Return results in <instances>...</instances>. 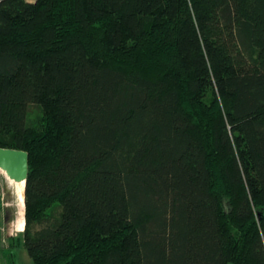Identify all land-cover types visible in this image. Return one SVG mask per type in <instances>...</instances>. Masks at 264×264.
<instances>
[{
	"label": "trees",
	"instance_id": "trees-1",
	"mask_svg": "<svg viewBox=\"0 0 264 264\" xmlns=\"http://www.w3.org/2000/svg\"><path fill=\"white\" fill-rule=\"evenodd\" d=\"M0 147L12 263L264 264V0H0Z\"/></svg>",
	"mask_w": 264,
	"mask_h": 264
},
{
	"label": "rangeland",
	"instance_id": "rangeland-1",
	"mask_svg": "<svg viewBox=\"0 0 264 264\" xmlns=\"http://www.w3.org/2000/svg\"><path fill=\"white\" fill-rule=\"evenodd\" d=\"M32 109L36 108L32 107ZM9 179L7 173L0 169V202L3 207L0 213V264H32L31 258L24 249V246L20 243L18 247L13 250L15 263H12V257L10 259L7 254V249L11 247V241L22 236L23 211L20 212V210L24 202L25 193H23L25 181H16L14 192V187H12ZM6 209H8L11 214V220L8 222H5L2 217ZM3 250H5V252Z\"/></svg>",
	"mask_w": 264,
	"mask_h": 264
},
{
	"label": "water",
	"instance_id": "water-1",
	"mask_svg": "<svg viewBox=\"0 0 264 264\" xmlns=\"http://www.w3.org/2000/svg\"><path fill=\"white\" fill-rule=\"evenodd\" d=\"M0 169L5 171L10 179L26 183L29 173V153L25 150L0 147Z\"/></svg>",
	"mask_w": 264,
	"mask_h": 264
},
{
	"label": "flooded vegetation",
	"instance_id": "flooded-vegetation-1",
	"mask_svg": "<svg viewBox=\"0 0 264 264\" xmlns=\"http://www.w3.org/2000/svg\"><path fill=\"white\" fill-rule=\"evenodd\" d=\"M3 219L5 220V222H8L11 220V214L8 209L5 210Z\"/></svg>",
	"mask_w": 264,
	"mask_h": 264
},
{
	"label": "crops",
	"instance_id": "crops-1",
	"mask_svg": "<svg viewBox=\"0 0 264 264\" xmlns=\"http://www.w3.org/2000/svg\"><path fill=\"white\" fill-rule=\"evenodd\" d=\"M30 1H33V0H30Z\"/></svg>",
	"mask_w": 264,
	"mask_h": 264
}]
</instances>
